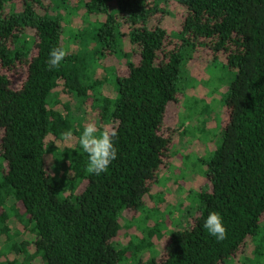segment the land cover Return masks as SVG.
<instances>
[{"label":"trees","instance_id":"trees-1","mask_svg":"<svg viewBox=\"0 0 264 264\" xmlns=\"http://www.w3.org/2000/svg\"><path fill=\"white\" fill-rule=\"evenodd\" d=\"M172 1L186 14L168 28ZM53 47L66 55L50 69ZM201 47L211 53L202 82L221 71L212 92L224 88V125L213 103L186 94L200 83L189 65ZM18 64L27 76L14 88L6 70ZM184 94L198 122L183 131L205 144L191 165L183 155L178 176L206 181L179 200L177 219L147 198L165 201L150 193L174 167L165 159L192 143L161 131ZM88 122L117 133L100 175L86 171L78 144ZM128 210L141 221L123 225ZM210 210L222 214L221 241L202 227ZM240 255L239 264H264V0H0V264H236Z\"/></svg>","mask_w":264,"mask_h":264},{"label":"rangeland","instance_id":"rangeland-1","mask_svg":"<svg viewBox=\"0 0 264 264\" xmlns=\"http://www.w3.org/2000/svg\"><path fill=\"white\" fill-rule=\"evenodd\" d=\"M171 9L174 12V14L166 15V17H164V19L162 20V23L168 28L178 27L180 25L182 18L186 14V9L185 7L179 5L174 1H172L171 3L170 10ZM72 22L73 25H75V24H79L81 20L77 16H73ZM209 60H211V53H209L207 49L201 47L195 52L194 58L191 59L189 66L192 74L200 80V83L198 82L196 88L188 90L186 94L187 96L195 94L199 98H202L209 103H213L215 108L218 111H221L219 124L224 125L226 123L227 114H228V110L226 106H224V104L221 103V99H222L221 93L223 92L224 88L219 87L217 92L215 93L212 92V86L215 85L216 83L215 78H217V74H220L221 72L219 70L220 69L219 66L215 68L212 67L211 72L212 74H214V76H211V78L214 79L212 84L202 82V81H208L210 77L209 76L210 72L208 67ZM109 62L113 63L117 67V70L120 73H124L125 68L122 67L118 61L109 60ZM6 73L9 75L11 79L12 86L14 88H19L27 76V66L24 64H18L17 66H15V68L11 70H6ZM107 89H110L107 90V92L111 93V87H108ZM186 104L187 103H186L185 94L179 95L176 101L169 103L165 115L164 124L161 127V131L166 135H170L173 139H175V141L178 140L177 142H179V137L181 136V134L184 133V137L187 136V138L191 139L192 143L190 145H186L185 148L181 150V152H178L174 157H167L165 159V161L168 162L172 161L173 166L175 168L172 167V170L171 169L164 170V173L159 177V179H161L162 182L155 184L153 186V191L150 192L154 195L158 192L163 193L165 197L164 198L165 201H158L156 197L147 198V205H153V204L155 205L154 202H157L159 203V207L161 210H165V208H170L171 210L170 215L174 216L177 219H179L180 217V212L179 210L176 209L175 206L178 205L179 200L184 198V196L187 195V192L190 189H197L201 187L202 184H204L206 181V178L198 172L190 173L186 176V178H181L180 176H178L179 173H182L181 169H179L180 168L179 165L182 164L184 154L192 153L190 155L191 156L190 159L188 160L190 165L199 157H203L204 154L203 152H204L205 143L203 142L204 143L203 144L201 141H199L198 137H192V136L190 137L189 133L187 134L186 132L183 131L185 126L192 125L193 124L192 122L194 123L198 122L196 118L192 120V118L186 117V113H187ZM180 122H183V124H181ZM209 126L215 127L216 126L215 121L210 122ZM211 148L212 145L209 143L208 149ZM188 168H191V166H188ZM186 201L188 202V199L184 198L183 202ZM134 213H135L134 211H130V210L123 213V217L121 218V221H123V225L130 224L135 219H139L138 217L142 215L140 212H136L135 213L136 216H135ZM139 221L141 220L139 219ZM172 227L175 228V225L170 224L169 228ZM134 231H135L134 226L130 227L127 230L122 228V232H121L122 234L118 239L120 243L125 244L127 240L130 238V235L133 234ZM166 240H167V234H165L159 240L154 242L155 254H157V256H160V254H162L166 244ZM252 248L253 246L250 243H248L247 245L244 246L241 255L244 254L250 256ZM150 254L152 253L145 251L144 257H147ZM241 255L235 257L234 262L236 264L240 263Z\"/></svg>","mask_w":264,"mask_h":264},{"label":"clouds","instance_id":"clouds-1","mask_svg":"<svg viewBox=\"0 0 264 264\" xmlns=\"http://www.w3.org/2000/svg\"><path fill=\"white\" fill-rule=\"evenodd\" d=\"M66 51L63 47H53L49 50L46 66L50 69L58 67ZM71 130L62 133L67 139L71 137ZM116 130L103 129L98 132V125L95 122H88L84 125L78 137L80 149L87 154V164L85 166L88 173L100 175L105 172L109 165L117 156V147L114 144ZM202 227L207 233L217 241H221L226 236V227L220 211L210 210L203 220Z\"/></svg>","mask_w":264,"mask_h":264}]
</instances>
